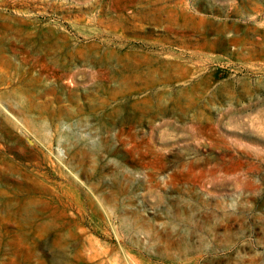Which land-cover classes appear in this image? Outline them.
I'll use <instances>...</instances> for the list:
<instances>
[{
	"label": "rangeland",
	"instance_id": "obj_1",
	"mask_svg": "<svg viewBox=\"0 0 264 264\" xmlns=\"http://www.w3.org/2000/svg\"><path fill=\"white\" fill-rule=\"evenodd\" d=\"M0 264H264V0H0Z\"/></svg>",
	"mask_w": 264,
	"mask_h": 264
}]
</instances>
